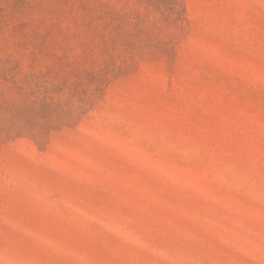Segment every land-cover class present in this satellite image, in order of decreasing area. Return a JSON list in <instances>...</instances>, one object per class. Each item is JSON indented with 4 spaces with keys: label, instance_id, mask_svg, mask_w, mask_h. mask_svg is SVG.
I'll return each mask as SVG.
<instances>
[{
    "label": "rangeland",
    "instance_id": "1",
    "mask_svg": "<svg viewBox=\"0 0 264 264\" xmlns=\"http://www.w3.org/2000/svg\"><path fill=\"white\" fill-rule=\"evenodd\" d=\"M0 264H264V0H0Z\"/></svg>",
    "mask_w": 264,
    "mask_h": 264
}]
</instances>
